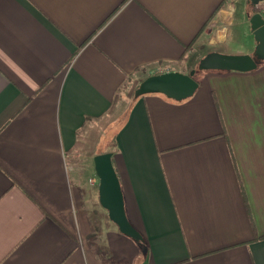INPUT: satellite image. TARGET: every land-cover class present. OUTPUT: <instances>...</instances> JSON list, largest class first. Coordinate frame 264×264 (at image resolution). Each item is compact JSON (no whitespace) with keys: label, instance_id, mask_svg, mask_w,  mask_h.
<instances>
[{"label":"crops","instance_id":"1","mask_svg":"<svg viewBox=\"0 0 264 264\" xmlns=\"http://www.w3.org/2000/svg\"><path fill=\"white\" fill-rule=\"evenodd\" d=\"M226 1L0 0V264H264V62L135 97L226 43L237 8L264 17ZM105 152L145 250L100 204Z\"/></svg>","mask_w":264,"mask_h":264},{"label":"water","instance_id":"2","mask_svg":"<svg viewBox=\"0 0 264 264\" xmlns=\"http://www.w3.org/2000/svg\"><path fill=\"white\" fill-rule=\"evenodd\" d=\"M264 0H249L256 6ZM251 29L256 41L252 54H225L217 51L207 53L200 59L196 68L189 73L167 71L153 74L144 79L135 91V97L149 93H161L168 98L182 101L195 94L199 82L195 79L198 71L232 70L248 72L256 69L264 61V17L254 12L250 18ZM111 152L94 157V168L99 180L100 204L108 211L109 218L117 224L121 233L142 241L140 231L129 220L119 176L115 170Z\"/></svg>","mask_w":264,"mask_h":264},{"label":"rangeland","instance_id":"3","mask_svg":"<svg viewBox=\"0 0 264 264\" xmlns=\"http://www.w3.org/2000/svg\"><path fill=\"white\" fill-rule=\"evenodd\" d=\"M234 0H227L222 7L223 11H227V13H223L224 15H227V19L230 17V13H231V9L228 7H233L234 8ZM232 3V5H231ZM231 5V6H230ZM252 5V4H251ZM239 7V6H238ZM245 7L239 9L237 8L236 12H235V16L234 19L232 18V21L230 23V25L228 26V39L227 42L221 45H217V46H213L210 45L209 42H207L208 40H205L203 37H201V39H199L197 41V43H195L189 52V55L187 58H189V62L187 63L188 66L190 64L191 67L194 68V66L197 67L200 59H202L207 53L212 52V51H217V52H221V53H225V54H252L253 51L255 50L256 47V41L254 38V34L252 32L251 29V24L250 21L247 20L248 15H250L247 8ZM258 8H255L254 12H258ZM222 14V12H218L217 15L220 16ZM226 19V21H227ZM216 17L213 18V20H211L208 24V30H212L211 34H209V36H215L217 34V31L219 30L218 28L214 29V27L216 26ZM218 25V24H217ZM215 30V31H214ZM206 34V30L203 32V35ZM250 50L252 52H250ZM264 61H261L259 63V65L263 64ZM258 65V66H259ZM220 71V70H219ZM206 71H198L197 74L195 75V79L199 80L200 77L202 78V76L205 74ZM210 72V71H208ZM118 126V123L113 124L108 130L107 133L104 137V141H103V146L104 145H109V148L112 145V138L114 137L115 134V129ZM100 151H102V149H100ZM91 163V161H90ZM88 175V173L86 174ZM93 199L94 201L97 200L96 198V194H93ZM93 206V207H92ZM90 211L91 213H93L94 216H96V221H95V226H98L100 228V226L102 227L101 223L98 220V216L101 218V216H103V214H101L99 207H95V205L90 204L89 205ZM101 214V215H100ZM112 224V223H110ZM133 242L138 243L139 241H134ZM135 243V244H136ZM139 249L145 250L146 246H144L142 243L139 242Z\"/></svg>","mask_w":264,"mask_h":264},{"label":"built area","instance_id":"4","mask_svg":"<svg viewBox=\"0 0 264 264\" xmlns=\"http://www.w3.org/2000/svg\"><path fill=\"white\" fill-rule=\"evenodd\" d=\"M91 184H95L96 180L95 179H90Z\"/></svg>","mask_w":264,"mask_h":264},{"label":"trees","instance_id":"5","mask_svg":"<svg viewBox=\"0 0 264 264\" xmlns=\"http://www.w3.org/2000/svg\"><path fill=\"white\" fill-rule=\"evenodd\" d=\"M195 68H196V66H195ZM197 74V73H196Z\"/></svg>","mask_w":264,"mask_h":264}]
</instances>
